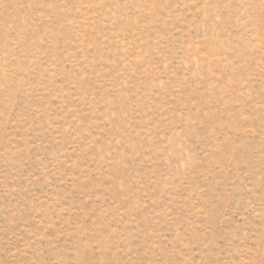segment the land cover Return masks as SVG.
Here are the masks:
<instances>
[{"label": "rangeland", "instance_id": "obj_1", "mask_svg": "<svg viewBox=\"0 0 264 264\" xmlns=\"http://www.w3.org/2000/svg\"><path fill=\"white\" fill-rule=\"evenodd\" d=\"M0 264H264V0H0Z\"/></svg>", "mask_w": 264, "mask_h": 264}]
</instances>
